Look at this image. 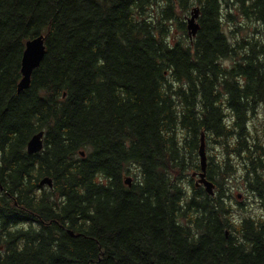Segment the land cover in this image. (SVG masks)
I'll return each instance as SVG.
<instances>
[{
    "label": "trees",
    "instance_id": "1",
    "mask_svg": "<svg viewBox=\"0 0 264 264\" xmlns=\"http://www.w3.org/2000/svg\"><path fill=\"white\" fill-rule=\"evenodd\" d=\"M229 1L0 0V264H264V35L223 29L232 7L264 34V0Z\"/></svg>",
    "mask_w": 264,
    "mask_h": 264
},
{
    "label": "water",
    "instance_id": "2",
    "mask_svg": "<svg viewBox=\"0 0 264 264\" xmlns=\"http://www.w3.org/2000/svg\"><path fill=\"white\" fill-rule=\"evenodd\" d=\"M199 16V11L197 8H194L190 14L189 18L186 19V30L189 40H192L195 37L199 25L197 23V19ZM45 55V46H44V38L39 36L35 39L29 40L25 43V48L22 53L21 63H20V74L21 79L17 84L16 91L17 93L23 92L27 90L30 84V78L32 72L40 66V63L43 60ZM43 132H38L31 136L26 145V151L28 155H33L41 152L43 150ZM80 156L83 157V153H80ZM198 158H199V167L200 171L195 175L197 177V182L195 183L197 186H202L204 191L212 196L213 195V184L206 179V153H205V144L203 139H201V143L198 149ZM40 186L51 187V181L48 178H45L40 181ZM125 184L130 186L131 179L126 178Z\"/></svg>",
    "mask_w": 264,
    "mask_h": 264
},
{
    "label": "rangeland",
    "instance_id": "3",
    "mask_svg": "<svg viewBox=\"0 0 264 264\" xmlns=\"http://www.w3.org/2000/svg\"><path fill=\"white\" fill-rule=\"evenodd\" d=\"M224 1H229V0H224ZM233 2L231 1L232 4H233ZM221 3L223 5L222 13L225 15L224 2L222 1ZM229 3H230V1H229ZM230 10L231 11H229V13L233 15L237 24L235 22L223 21L224 22L223 23V29L226 33L228 32L229 29L234 30V28H236V27H240V29L237 33V35L240 37H250L255 32L256 33L258 31L260 32V28L258 27L257 23H255L254 21L247 20L244 17H241L240 13L237 12L236 10H233L232 7L230 8ZM187 17L189 18V13H188ZM174 27H175L174 28L175 35H178L180 33V30H179V28H177L176 25H174ZM262 35H264L263 32H262ZM224 65L229 66L230 64L225 63ZM263 114H264V105H261L259 110L257 111V116H255V118H253L252 121L250 122V128H251V125L253 123L257 124L261 120ZM213 152L218 153V149H215L214 151H212V154H213ZM236 176L237 177L234 179L230 178L226 184L230 187L232 195H233L234 199L237 201V203L243 204L242 206H238V204H233V208L236 210V214L237 215H243L244 214L243 211H245V214L257 212L258 203L256 202L255 198L252 196L251 193H249L248 191H245L244 183L242 182V180L239 176V173H237ZM196 181H197V177L194 176V183H196Z\"/></svg>",
    "mask_w": 264,
    "mask_h": 264
},
{
    "label": "flooded vegetation",
    "instance_id": "4",
    "mask_svg": "<svg viewBox=\"0 0 264 264\" xmlns=\"http://www.w3.org/2000/svg\"><path fill=\"white\" fill-rule=\"evenodd\" d=\"M261 28H260V32H257V33H254V35H252V36H250V37H248V38H246V40H249V39H251V40H261V38H262V32H261ZM197 186V185H196Z\"/></svg>",
    "mask_w": 264,
    "mask_h": 264
},
{
    "label": "bare ground",
    "instance_id": "5",
    "mask_svg": "<svg viewBox=\"0 0 264 264\" xmlns=\"http://www.w3.org/2000/svg\"><path fill=\"white\" fill-rule=\"evenodd\" d=\"M0 190H1V187H0Z\"/></svg>",
    "mask_w": 264,
    "mask_h": 264
}]
</instances>
